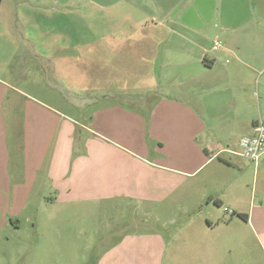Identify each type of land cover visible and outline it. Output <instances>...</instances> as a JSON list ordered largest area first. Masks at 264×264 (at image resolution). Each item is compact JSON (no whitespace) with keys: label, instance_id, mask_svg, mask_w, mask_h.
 I'll use <instances>...</instances> for the list:
<instances>
[{"label":"crops","instance_id":"1","mask_svg":"<svg viewBox=\"0 0 264 264\" xmlns=\"http://www.w3.org/2000/svg\"><path fill=\"white\" fill-rule=\"evenodd\" d=\"M136 2L141 19L110 22L108 37L98 38L111 50L123 49L127 59L115 70L111 63L94 68L88 80L82 70L68 69L82 56L78 38L65 45H55L52 35L0 39L13 44L7 52L0 45V226L8 219L17 225L30 196L43 188L49 190L44 198L77 207L118 200L172 212L182 210L175 201L189 198L196 207L183 213L194 242H227L226 229L235 225L239 232L245 223L264 255V156L253 163L261 195L247 207L243 184L227 194L226 169L237 168L238 175L246 167L237 155L239 141L264 119V99L261 104L253 91V75L264 71V0ZM25 3L23 10L35 9ZM19 5L1 0L2 28L21 22ZM216 41L220 47L213 50ZM36 42L48 43V50L39 52ZM119 43L124 47H115ZM19 86L65 89L57 107L51 96ZM117 86L119 92L111 90ZM69 88L79 95L77 109L80 102L92 104L87 115L81 116L84 109L76 117L69 113ZM205 200L229 206L227 215L239 223L210 211L197 223L194 212ZM120 242H157L158 254L168 250L158 234ZM115 257L105 254L98 264H117Z\"/></svg>","mask_w":264,"mask_h":264},{"label":"rangeland","instance_id":"2","mask_svg":"<svg viewBox=\"0 0 264 264\" xmlns=\"http://www.w3.org/2000/svg\"><path fill=\"white\" fill-rule=\"evenodd\" d=\"M25 1H29L35 9L30 12L23 10V4H28ZM16 2L20 3L18 13L21 15V22L9 29L0 26V39L17 33L18 37L41 41V38L52 35L55 36V45H65L66 40L78 38L79 43L82 42L84 46L79 51L82 56L78 60H70L68 69L82 70L85 80L93 77V72L97 71L94 68L111 63L109 69L115 70L117 63L127 59L125 57L128 54L123 49L111 50L108 42L98 41V38L108 37L110 22L116 21L119 24L124 18H140V8L138 11L135 8L141 5L136 0H15ZM5 3H10V0H5ZM0 45L7 52L6 48H12L13 44L2 40ZM119 45L124 47L122 43L115 47ZM35 46L39 52L48 50V43L36 42ZM134 66H138L137 63L134 62ZM36 70L40 71L39 66ZM149 70H152V66ZM253 77L258 82L257 89L253 91L261 97L263 104L264 71ZM19 87L31 95L30 90H34L37 97L40 96L36 90L40 91L42 98L51 96L57 101V107L58 98H62L61 89H65V86ZM120 87L111 90L119 92L122 89ZM92 90L100 92L97 88ZM68 92V100H74L68 105L69 113L76 117L82 109L84 113L81 116L92 110V104L87 102H80L77 109L78 93L75 88H69ZM85 98L89 97L85 94ZM239 158L246 167L238 175L237 168H226L229 183L232 182L227 194L230 193L231 185L243 184V200L247 207L251 197H255L256 201L261 195L260 176H255L252 162ZM43 187L47 186L44 184ZM43 190L30 196L26 208L17 218V225L8 219L0 226V264H98L105 254L116 256L117 264H264V255L248 226L236 221V215H227L231 209L229 206L218 208L213 205L214 202L208 203L205 200L198 211L195 210L193 216H197V223L200 224L205 223L209 211L219 218L225 215L226 221L235 220L234 223H239V232L235 225L226 229L227 242H212V246L208 242H198L199 246L194 242L195 232L187 227L190 216L183 213L184 209L191 213L196 207L192 199H178L175 202H179L178 206L182 210L172 212L158 206L143 207L118 200L77 207L46 199L44 196H49V190ZM170 219L174 220L173 225L169 223ZM155 234L167 243V252L158 254L157 242H120L130 235ZM236 234L239 235L238 239ZM136 238L135 241H139L145 237ZM211 239L215 240V236H210Z\"/></svg>","mask_w":264,"mask_h":264},{"label":"built area","instance_id":"3","mask_svg":"<svg viewBox=\"0 0 264 264\" xmlns=\"http://www.w3.org/2000/svg\"><path fill=\"white\" fill-rule=\"evenodd\" d=\"M220 42H214L212 49L217 50ZM237 155L254 163L260 162L264 156V119H258L253 125V133L239 141V151ZM231 213V212H230Z\"/></svg>","mask_w":264,"mask_h":264},{"label":"trees","instance_id":"4","mask_svg":"<svg viewBox=\"0 0 264 264\" xmlns=\"http://www.w3.org/2000/svg\"><path fill=\"white\" fill-rule=\"evenodd\" d=\"M0 2H1V0H0ZM216 204H219V203H217L216 202ZM238 215V217H240V218H242L243 220H247V215L246 214H237Z\"/></svg>","mask_w":264,"mask_h":264}]
</instances>
